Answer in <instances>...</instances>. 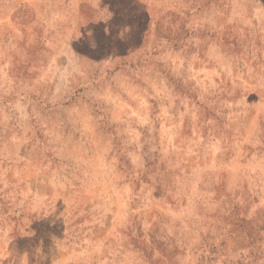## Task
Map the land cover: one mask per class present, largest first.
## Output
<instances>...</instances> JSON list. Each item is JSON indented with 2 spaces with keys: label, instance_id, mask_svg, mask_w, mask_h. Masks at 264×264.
I'll use <instances>...</instances> for the list:
<instances>
[{
  "label": "rangeland",
  "instance_id": "1",
  "mask_svg": "<svg viewBox=\"0 0 264 264\" xmlns=\"http://www.w3.org/2000/svg\"><path fill=\"white\" fill-rule=\"evenodd\" d=\"M0 264H264V0H0Z\"/></svg>",
  "mask_w": 264,
  "mask_h": 264
}]
</instances>
